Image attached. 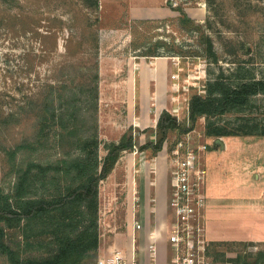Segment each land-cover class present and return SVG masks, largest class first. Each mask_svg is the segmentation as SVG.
Returning a JSON list of instances; mask_svg holds the SVG:
<instances>
[{"label":"rangeland","instance_id":"rangeland-1","mask_svg":"<svg viewBox=\"0 0 264 264\" xmlns=\"http://www.w3.org/2000/svg\"><path fill=\"white\" fill-rule=\"evenodd\" d=\"M72 1L74 0H0V192L4 194L12 190L15 180V175L11 172L12 162L8 151L22 141H32L36 131V115L42 108L49 84L59 87L65 83L67 77L74 78L76 82L79 77L76 71L80 69L83 71V66L90 67L86 61L89 57L87 53L93 51L91 44L74 42L76 36L72 35L77 30L69 26L71 12L68 11L75 10ZM145 6L149 7L146 11L147 15H152V8L159 7L167 11L171 9L172 12L170 16L162 19L142 20L129 17L128 12L131 9H141ZM213 6L218 11V15L213 16L210 13L213 16L210 20L211 26L204 30L212 37L215 48L221 55L219 65L228 72L237 65L250 68L257 75L264 72V0H215ZM178 8L188 13L187 16L193 13L195 18L204 17L202 22L192 19L203 25L210 15L205 0H99L98 11L90 14V20L96 24L90 29L91 35H87L90 30L86 31L88 39L94 33V29H98V90L101 78L103 82H107L113 75H118V78L125 75L126 56L137 55L143 49L155 45L161 54H165L167 49L171 50L176 44L184 46L185 49L195 47L197 32L188 31L186 26L182 27L178 23ZM199 11L201 14L198 13ZM158 57H171L177 66L169 71L165 78L164 94L158 98L160 103L157 107L173 105L170 111L183 125L182 128L190 127L191 123L185 116L188 100L194 93L204 94L206 80L216 75L218 67L199 57ZM101 58H105V61L100 64ZM73 91L78 89L75 88ZM98 93L96 124L100 141L98 154L99 158H102L105 154L103 144L118 140L125 130L123 101L125 102L126 98L125 89H121L115 95L105 92L101 94L99 91ZM145 101L146 103L141 104L143 113L151 116L150 123H152L151 118L156 110V104L153 103L156 101H153L152 96ZM253 105L252 117L263 122L264 98H256ZM84 115L87 116L88 113ZM90 120L87 119L88 124ZM233 120V115L222 118V121L226 122ZM203 126L204 119L200 118L191 131L171 133L168 142L163 146V153L166 156L170 155L174 142L179 139L187 140L186 136L189 141H194L195 147L202 144L205 138ZM78 128L82 130L80 125ZM55 129L57 130L56 127L51 126L47 130V142L38 152L20 153L17 156L18 163L24 166L29 161L46 163L67 157L63 154L70 147L65 143L63 147L56 146L57 139L53 136ZM198 155L199 167L204 171L203 186L205 187L207 171L202 164V152L200 151ZM120 181L125 182V178ZM105 185H107L105 181L99 185L100 240L97 263L99 264L98 261L101 259L107 264L108 259H116L115 257L118 256L119 259L115 260V263L129 264L125 261L126 241L119 242L113 251H108V235L120 239L125 235L126 210L122 204L125 198L123 186L112 185L113 188H107ZM203 189L201 187V192ZM120 196L122 200L119 203ZM204 200L205 198L203 205ZM167 212L171 213L169 202ZM172 224L173 222L170 221L169 230L172 229ZM193 225L194 241L196 229L201 231L195 246H199L198 252L202 264H211L215 256L221 259L216 264H232L230 259H235L239 253L253 254L264 249V242L208 241L204 238L200 219L199 224L194 221ZM17 235V230L4 228L5 240L19 239ZM119 252L123 256L119 255ZM167 260L159 259L155 264H176L171 258ZM0 264H4L1 256Z\"/></svg>","mask_w":264,"mask_h":264},{"label":"trees","instance_id":"trees-1","mask_svg":"<svg viewBox=\"0 0 264 264\" xmlns=\"http://www.w3.org/2000/svg\"><path fill=\"white\" fill-rule=\"evenodd\" d=\"M214 2L205 0L209 14L217 16ZM72 5L75 10L68 11L71 12L69 26L77 31L71 35L76 36L74 42L91 44L93 51L87 53L86 61L90 67L83 66V71H76L79 76L76 82L74 78L67 77L59 87L49 84L42 108L36 115L32 141H22L8 151L15 180L10 192H0V256L4 264H98L99 185L111 173L121 155L133 151L136 146L133 129L129 127L118 141L103 144L105 154L99 158L96 124L98 29H94L87 39V35H91L90 29L96 24L90 20V14L98 11L99 0H74ZM177 11L178 23L186 26L188 31L197 32L195 47L185 49L176 44L161 54L155 45L143 49L139 55L199 57L216 65L218 72L206 80L204 94L194 93L189 98L187 115L190 127L182 128L175 116L163 110L153 139L140 144L138 149L150 150L154 155L166 145L171 133L191 131L200 118L204 119L205 137H264V121L252 117L254 101L264 98V72L257 75L241 65L228 72L219 65L221 55L212 37L204 30L210 28L213 16L210 14L203 25L189 18L183 9L178 8ZM87 30L90 31L86 35ZM75 88L78 91H73ZM86 113L87 116L84 115ZM80 115L81 118L78 117ZM227 115H233L234 120L222 121ZM89 118L91 122L88 124ZM51 126L57 128L53 135L57 139L56 146L69 145L70 149L63 154L67 157L55 162L29 161L24 166L20 165L17 156L24 151L38 152L42 149ZM4 228L17 230L19 239L5 240ZM220 260L215 256L211 264ZM230 261L232 264H264V249L253 254L239 253Z\"/></svg>","mask_w":264,"mask_h":264},{"label":"crops","instance_id":"crops-1","mask_svg":"<svg viewBox=\"0 0 264 264\" xmlns=\"http://www.w3.org/2000/svg\"><path fill=\"white\" fill-rule=\"evenodd\" d=\"M147 10L149 7L146 6L131 9L129 17L162 19L172 12L171 9L167 11L159 7L152 8V15H147ZM198 13L201 14L200 11ZM188 16L199 22L204 18H195L193 13ZM102 61L105 58L100 59V64ZM124 62L125 75L121 78L113 75L107 82L101 78L99 84L101 94L105 92L115 95L125 89L126 100L123 106L126 126L118 139L129 127L133 129L136 139L134 150L123 153L111 173L103 180L107 188H113L112 185L123 186L125 194L122 202L126 210L125 235L122 239L108 235V251H113L119 242L126 241V262L155 264L159 259L168 261L175 257L173 245L169 242L170 221H174V215L172 210L171 213L167 212L171 184L170 163L163 153L164 148L153 155L150 150L141 151L137 146L153 139L160 113L163 110L171 113L170 108L173 109V105H157L160 103L158 98L164 94L165 78L177 63L171 57L139 54L126 56ZM151 96L156 101L153 103L156 104V110L151 118L152 123L151 116L145 115L141 106ZM186 114L187 109L185 116L189 121ZM216 139L220 142L216 143ZM202 143L207 144V150L202 151L201 157L207 171L202 191L205 204L199 213L204 238L208 241L264 242V137H205ZM123 178L125 182L120 181ZM121 200L122 196L119 203ZM136 223L140 224L139 229H136ZM118 254L122 255L121 252Z\"/></svg>","mask_w":264,"mask_h":264},{"label":"built area","instance_id":"built-area-1","mask_svg":"<svg viewBox=\"0 0 264 264\" xmlns=\"http://www.w3.org/2000/svg\"><path fill=\"white\" fill-rule=\"evenodd\" d=\"M186 139L176 140L172 153L167 155L171 174L169 205L174 215L169 242L173 245L176 264H202L199 246H195L201 231L196 229L194 241L193 223L195 221L199 224V212L204 198L201 192L204 171L199 167L198 154L207 149V144L202 143L195 147L194 141H189L187 136ZM135 226L140 228L139 223ZM115 258L108 259L107 264H117L115 260L119 257ZM98 262L104 264L101 259Z\"/></svg>","mask_w":264,"mask_h":264},{"label":"water","instance_id":"water-1","mask_svg":"<svg viewBox=\"0 0 264 264\" xmlns=\"http://www.w3.org/2000/svg\"><path fill=\"white\" fill-rule=\"evenodd\" d=\"M215 142H216V143H219L220 141H219V139H216ZM239 264H243V263L240 262Z\"/></svg>","mask_w":264,"mask_h":264},{"label":"bare ground","instance_id":"bare-ground-1","mask_svg":"<svg viewBox=\"0 0 264 264\" xmlns=\"http://www.w3.org/2000/svg\"><path fill=\"white\" fill-rule=\"evenodd\" d=\"M161 72V71H160Z\"/></svg>","mask_w":264,"mask_h":264}]
</instances>
